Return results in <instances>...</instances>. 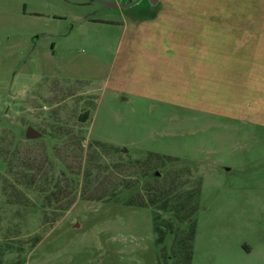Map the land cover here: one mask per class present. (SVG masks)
Returning <instances> with one entry per match:
<instances>
[{
  "label": "rangeland",
  "instance_id": "rangeland-1",
  "mask_svg": "<svg viewBox=\"0 0 264 264\" xmlns=\"http://www.w3.org/2000/svg\"><path fill=\"white\" fill-rule=\"evenodd\" d=\"M125 1L0 0V264H264V0Z\"/></svg>",
  "mask_w": 264,
  "mask_h": 264
},
{
  "label": "trees",
  "instance_id": "trees-1",
  "mask_svg": "<svg viewBox=\"0 0 264 264\" xmlns=\"http://www.w3.org/2000/svg\"><path fill=\"white\" fill-rule=\"evenodd\" d=\"M141 5L143 6L142 7V12H140V13H138V14H136V16H138L139 18L138 19H136V20H141V21H146V20H150V19H154L155 17H156V13H157V9H158V5L156 6V8L155 9H151L150 8V5H149V3H148V1L147 0H143L142 2H141ZM85 116H80V118L82 119V120H85V119H87L88 118V113H86V114H84ZM190 201V200H189ZM130 205H133V203L131 202L130 203ZM134 205H136V204H134ZM137 206H140V207H142V206H144L143 204L141 205V204H139V205H137ZM177 211L181 214V216H183L184 217V214H185V216L187 217V215H188V205H187V207H183V204H180V206L177 208ZM159 216L157 215V217H156V230L157 231H159L160 230V224H159ZM185 219V218H184ZM158 222V223H157ZM192 237H193V230H192V233L191 234H189L188 235V237H187V240H189V241H192ZM161 239L162 238H160V241H161ZM191 254H192V252H189L187 255H186V258H187V261L190 259V256H191Z\"/></svg>",
  "mask_w": 264,
  "mask_h": 264
},
{
  "label": "water",
  "instance_id": "water-1",
  "mask_svg": "<svg viewBox=\"0 0 264 264\" xmlns=\"http://www.w3.org/2000/svg\"><path fill=\"white\" fill-rule=\"evenodd\" d=\"M143 0H128V4H122V5H119V4H116V3H109V4H105V7L107 9H124V10H127L128 8L130 7H133L137 4H140ZM149 5H150V8L151 9H155L157 5H159V2L160 0H147ZM25 136L27 139H39L42 137V133L37 131L33 126H29L25 132ZM158 175V174H157Z\"/></svg>",
  "mask_w": 264,
  "mask_h": 264
},
{
  "label": "flooded vegetation",
  "instance_id": "flooded-vegetation-1",
  "mask_svg": "<svg viewBox=\"0 0 264 264\" xmlns=\"http://www.w3.org/2000/svg\"><path fill=\"white\" fill-rule=\"evenodd\" d=\"M118 1V0H117ZM125 1V0H124ZM129 2H128V0H126L125 2H123V4L125 5V4H128ZM120 5H122V4H120Z\"/></svg>",
  "mask_w": 264,
  "mask_h": 264
}]
</instances>
